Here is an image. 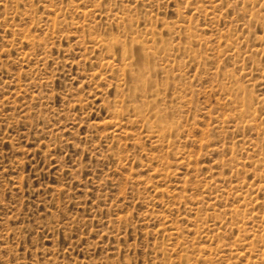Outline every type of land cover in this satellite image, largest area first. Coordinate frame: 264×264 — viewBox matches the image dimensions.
I'll use <instances>...</instances> for the list:
<instances>
[{"label": "rangeland", "instance_id": "obj_1", "mask_svg": "<svg viewBox=\"0 0 264 264\" xmlns=\"http://www.w3.org/2000/svg\"><path fill=\"white\" fill-rule=\"evenodd\" d=\"M0 264H264V0H0Z\"/></svg>", "mask_w": 264, "mask_h": 264}]
</instances>
